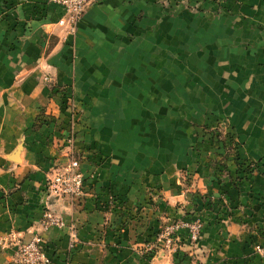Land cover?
Segmentation results:
<instances>
[{"label": "crops", "instance_id": "obj_1", "mask_svg": "<svg viewBox=\"0 0 264 264\" xmlns=\"http://www.w3.org/2000/svg\"><path fill=\"white\" fill-rule=\"evenodd\" d=\"M172 5L105 0L65 41L61 7L0 0V234L15 232L22 243L42 235L50 264H149L137 247L154 238L147 235L159 209L170 215L185 201L186 168L196 174L195 188L214 196L201 213L210 215L204 244L211 259L260 264L264 0H229L217 5L229 9L212 14L175 15ZM66 93L79 109L74 150L85 175V195L73 206L46 197L54 167L67 160ZM205 128L235 143L254 170L247 180L219 186L208 161L223 143ZM226 164L233 175L232 155ZM48 204L76 227L74 249L67 229L42 231ZM14 251L0 247V264Z\"/></svg>", "mask_w": 264, "mask_h": 264}, {"label": "rangeland", "instance_id": "obj_2", "mask_svg": "<svg viewBox=\"0 0 264 264\" xmlns=\"http://www.w3.org/2000/svg\"><path fill=\"white\" fill-rule=\"evenodd\" d=\"M228 1L229 0H172L173 14H212L216 13L219 8L224 10L229 9V7L226 6H217L219 4L228 3ZM169 4L170 2H168V6ZM62 104L64 105L65 102H62ZM77 110L79 111L78 107ZM44 117L48 116L44 115ZM46 120L45 118H41L38 121L42 125L44 122H47ZM59 120L61 121V118ZM204 132L214 143H223L222 153L216 152L215 155L217 157L214 159L209 157L208 161L214 171L215 177H225V179L216 178L219 186H223V183H225L227 179L228 182L226 183V186H235L237 185V183H234L235 181L247 180L248 177L253 174V167H251V165L248 166L242 161L238 147L235 146V143L232 141H228L229 139L227 136L216 129L205 128ZM230 155H232L233 161L236 164V171L233 175H230L228 165L226 164ZM196 173L200 174L199 170H196ZM195 176L196 174L192 170L186 168L181 172V193L185 198V201L177 204L178 209L175 210L174 213L167 215L165 209H162V211L159 209L161 206L160 204L155 202L154 205H152L153 207L157 206L159 210L157 212L156 228H152L153 232L147 236L154 238L148 241L144 239L143 243L137 247L140 256L149 264L157 262L158 260L160 262H166V264H251L247 259L242 260L241 257L232 258L218 255L215 260L211 259L209 250L205 248L206 234L208 233L207 230L210 226H207V221L204 219L206 217L209 218L210 215L204 214L202 216L201 213L204 209L213 205L214 200L212 198L214 196H205L206 194L201 193L195 188L193 183V177ZM219 179L223 182H219ZM156 196L158 197V202L164 197L160 191ZM200 200H202L201 203ZM189 203L192 207L187 209L186 206H188ZM226 216L230 215L227 214ZM141 218L144 219V216ZM172 227L176 228L172 233L174 239L171 244H168L167 234L169 228ZM257 246L264 247V243L257 244L255 248ZM217 251L218 253H221V250L218 249ZM254 253H256V251ZM258 256L261 258L259 260L260 264H264V257L260 255ZM255 264L257 263L255 262Z\"/></svg>", "mask_w": 264, "mask_h": 264}, {"label": "built area", "instance_id": "obj_3", "mask_svg": "<svg viewBox=\"0 0 264 264\" xmlns=\"http://www.w3.org/2000/svg\"><path fill=\"white\" fill-rule=\"evenodd\" d=\"M49 3L57 5L63 9L64 15L58 20L57 25L63 31V39L68 41L78 33V25L86 10L96 4H101L105 0H47ZM49 81V80H48ZM67 97L66 108L69 112L66 133L63 142L67 158L61 164L54 167L52 176L46 182V197L60 199L68 205H75L82 202L85 195V175L81 171L80 159L74 150L77 139V129L79 124V111L69 94ZM58 201V200H57ZM41 228L43 232L50 229H67L69 234V249L72 250L78 243L76 227L68 226L59 212L46 205L41 219ZM176 228H169L167 234V243L171 244L174 236L173 231ZM175 233V232H174ZM0 247L3 249L14 248L15 251L9 264H50L51 260L46 254V243L42 235H37L33 240L22 243L18 240L15 232L3 235L0 234ZM255 251L258 255L264 257V247L257 246Z\"/></svg>", "mask_w": 264, "mask_h": 264}, {"label": "water", "instance_id": "obj_4", "mask_svg": "<svg viewBox=\"0 0 264 264\" xmlns=\"http://www.w3.org/2000/svg\"><path fill=\"white\" fill-rule=\"evenodd\" d=\"M59 202H61V200L60 199H57Z\"/></svg>", "mask_w": 264, "mask_h": 264}]
</instances>
